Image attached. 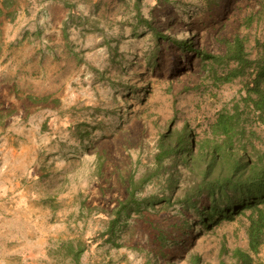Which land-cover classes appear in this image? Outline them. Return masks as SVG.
I'll list each match as a JSON object with an SVG mask.
<instances>
[{
  "label": "rangeland",
  "instance_id": "374dc122",
  "mask_svg": "<svg viewBox=\"0 0 264 264\" xmlns=\"http://www.w3.org/2000/svg\"><path fill=\"white\" fill-rule=\"evenodd\" d=\"M142 13L209 52L234 34L252 58L264 45V0H143ZM133 14L130 0H0V264H69L67 240L86 245L81 264H186L192 250L217 264L247 248L243 216L184 230L178 206L104 233L159 129L201 132L244 94L242 79L215 84L164 39L150 58ZM254 259L264 264V245Z\"/></svg>",
  "mask_w": 264,
  "mask_h": 264
},
{
  "label": "trees",
  "instance_id": "16d2710c",
  "mask_svg": "<svg viewBox=\"0 0 264 264\" xmlns=\"http://www.w3.org/2000/svg\"><path fill=\"white\" fill-rule=\"evenodd\" d=\"M130 1L135 27L142 25L155 42L150 58L158 54L159 41L164 39L183 56L195 53L215 84L242 79L244 94L231 107L221 108L201 132L186 123L159 129L142 175L130 178L127 196L115 207L104 233L113 234L124 218L156 206L161 210L180 207L177 225L184 230L193 223L209 229L240 215L247 220V248L235 247L227 259L220 253L217 264H253L264 245V45L254 58L246 49V38L239 34L222 40L220 53L194 48L191 40L164 33L145 17L143 0ZM254 122L263 129L257 130ZM149 186L153 190L144 193ZM155 239L161 245L168 237L158 231ZM85 248L82 241L67 240L61 250L69 264H81ZM186 264H203L201 254L189 251Z\"/></svg>",
  "mask_w": 264,
  "mask_h": 264
}]
</instances>
